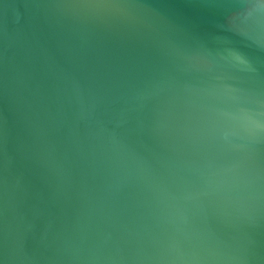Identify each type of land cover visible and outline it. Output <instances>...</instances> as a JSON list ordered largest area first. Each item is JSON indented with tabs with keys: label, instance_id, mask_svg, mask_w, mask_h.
<instances>
[{
	"label": "water",
	"instance_id": "water-1",
	"mask_svg": "<svg viewBox=\"0 0 264 264\" xmlns=\"http://www.w3.org/2000/svg\"><path fill=\"white\" fill-rule=\"evenodd\" d=\"M0 264H264V0H0Z\"/></svg>",
	"mask_w": 264,
	"mask_h": 264
}]
</instances>
